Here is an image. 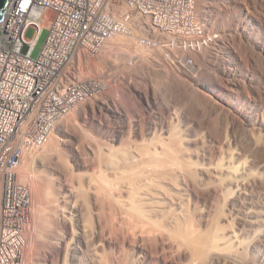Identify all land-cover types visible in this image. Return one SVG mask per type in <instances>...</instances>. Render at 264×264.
<instances>
[{"label": "bare ground", "instance_id": "obj_1", "mask_svg": "<svg viewBox=\"0 0 264 264\" xmlns=\"http://www.w3.org/2000/svg\"><path fill=\"white\" fill-rule=\"evenodd\" d=\"M198 2L202 5L205 0ZM199 4L198 22L205 19L212 27L205 25V31L216 28L225 37L189 51L219 80L211 92L188 74L202 110L189 103L181 111L183 117L169 123L138 111L136 145L129 148L119 143L121 132L132 122L114 111L117 116L101 127L106 137L101 146L75 148L67 139L77 135L76 122L90 126L89 113L109 110L104 97H96L78 105L70 115L73 119L58 122L41 149L24 156L21 180L34 181L33 198L47 212L38 220L39 233L59 241L58 250L54 242L49 244L51 257L60 260L67 246L64 264H78L86 246L93 248L88 264H264V91L257 77L258 57L264 53V17L259 12L255 16L264 0H224L221 9L209 15L200 14ZM213 17L220 24L213 25ZM137 22L131 23L133 37L117 36L101 51V59L114 52L102 63L113 62L125 79L127 59L138 58L141 68L149 66L141 56L143 39L161 46L165 42L142 28L144 21ZM231 42L241 48L230 46ZM236 91H243L239 102H234ZM137 97L142 108L145 103L151 106L148 90ZM195 115L205 119H194ZM149 130L160 133L148 137ZM40 169L44 176L38 174ZM73 229L76 234L69 241Z\"/></svg>", "mask_w": 264, "mask_h": 264}, {"label": "built area", "instance_id": "obj_2", "mask_svg": "<svg viewBox=\"0 0 264 264\" xmlns=\"http://www.w3.org/2000/svg\"><path fill=\"white\" fill-rule=\"evenodd\" d=\"M137 20L165 38L163 50L195 51L220 40L198 22L197 0H11L0 22V264H25L33 207L32 188L18 177L25 153L47 144L78 105L109 90L106 81L84 77L81 65L115 37H133ZM43 30L48 36L34 60Z\"/></svg>", "mask_w": 264, "mask_h": 264}, {"label": "rangeland", "instance_id": "obj_3", "mask_svg": "<svg viewBox=\"0 0 264 264\" xmlns=\"http://www.w3.org/2000/svg\"><path fill=\"white\" fill-rule=\"evenodd\" d=\"M197 2H198V0H197ZM223 2H224V0H205V3L202 4L203 6L201 4H199V2L197 3V5L198 4L200 5V6H198V9L200 7V14L205 13V15H209L212 11H219L222 7ZM262 8L263 7L258 8V9H260V11L258 9H257L258 11L256 10L255 16L256 15L258 16V12H259L260 17L261 16L264 17V15L261 14V12L264 13L263 12L264 8L263 9ZM200 20H202L201 22L207 26L206 28H212L211 26L208 25L207 20H205V19L203 20L201 18H200ZM211 21L210 22L213 23V25L215 23L220 24L219 20H216L215 17H213V19ZM213 32L220 34V36H219L220 40H223L225 38L223 36V32L220 31L219 29L214 28V30L210 31V33H213ZM35 33H36V30L34 28H30L26 33V37L28 39H32L34 37ZM259 33L260 32L257 33V36ZM47 36H48V31L43 30V32L41 33V35L38 39L36 47L34 48V50L32 52V59L36 60L39 57V55H40V53L44 47V44L46 42ZM260 38H262V35L258 36V40L261 42L262 39H260ZM217 43H220V41H217ZM217 43H215V44H217ZM141 45H142L141 49H143V52L141 51V54H142L141 56L144 55L146 57V59L148 61L147 64L149 65V66H147L148 69H146L147 67H144V66H142V67H144L145 69L141 68V63L136 64V61L138 60V58L135 59L136 61H134L133 66L129 65V62L132 59L131 60L127 59L126 60L127 65L126 66H127L129 71L127 70L128 71V78L126 76V79L124 78L125 77L124 74H122L121 72L117 71L116 69H114L112 67V63H113V62H111L112 60L109 61V62H111V63H108V64H110L109 66L106 64H103V63H107L108 57L113 56L114 52L109 54L107 56V59H105V58L101 59L102 54L100 52L98 56H96L94 58H86L83 61V64L81 65V70H82V74L84 77H94L100 81H106L107 84L109 85V90L106 91V93L98 96V98H101L103 96L105 99V102H108L106 104V106H107V108H109V110L108 111L104 110L103 112H101L99 109H97L94 113H92V112L89 113L87 115V117H88L89 121L91 122L90 126H86L84 123H82V121L76 122V124L73 126V128L75 127L74 130L77 131L76 132L77 135L75 134L76 136L72 140L67 139L68 142L73 143V146L75 148L88 149V148H92V147L101 146V144H99V143H103V141L106 140L105 139L106 137H105L104 132H103L104 129L102 130L101 127L106 126L107 120H109L110 118L114 119V117L117 116V114H112V112H114V111H117L118 115L121 114V115L127 117L132 122V126L129 130L121 132V134H122L121 135V141L119 143V144H122L123 146L129 148V147H132L133 145H136V143L134 141V138H135L134 136L137 133L136 132V126H135V122H136L135 120H137L136 118L138 117V114H137L138 111L145 113L144 116L147 117L148 119L157 120V119L165 118V120L169 123L170 120L172 118H175L176 116H177V118L183 117L181 115V111H183V109H185V108L187 109L189 103L194 104L195 106L197 105L196 107L193 106V107H195L196 110H200V109L202 110L203 107L201 106V100L199 101L200 98H197L200 96L197 95L196 89L189 85V78H188L189 75H192V79H194L196 82L205 84L206 88L211 92H214L218 88L219 80L215 77V74L212 71V69L201 67L200 66L201 64L199 63V61L197 60L195 55L189 53V51H184L185 53L183 51H180V50L172 51L173 49L172 50L171 49H165L167 51H165V50L162 51L163 45L162 46L160 45L161 51L158 52L156 49H154L153 45L152 46L150 45L151 47H147L149 45H144V44H141ZM233 45L235 46L236 49H237V47L239 49L241 48L240 43L235 44L234 42H231L230 46H233ZM158 46L159 45H156V47H158ZM149 48H151V49H149ZM153 49H154V51L152 52ZM155 51L159 54H157ZM197 51H199V49H197ZM161 52H162V54H161ZM163 53H165L166 55L170 54V57L165 56ZM260 54H261L260 57H258V60H259L258 71H259L260 75L258 74L259 76H257V77L260 78V80H261V88H262V92H263L264 91V53L261 52ZM182 57H184V59ZM103 59H105L106 62H104ZM185 59H192L193 65H191V66L187 65L186 66V64L183 62V61H185ZM108 67L109 68L111 67V69L109 70ZM195 67L201 68L199 71L197 70L196 74H195V72L193 73V70L195 69ZM101 73H103V74L101 75ZM128 83L133 87V88L131 87V92L129 90H127L128 86H129ZM126 84H128V85H126ZM138 88H140L139 89L140 91L138 90V92H137ZM146 90L149 91V95L151 96V98L150 97L149 98L153 102L150 101L151 106H149L148 103H145V107L142 108V105H140L141 104L140 99L137 97V94L139 92L141 93L142 91H146ZM242 93H243V91H240V92L236 91L235 92L234 95L236 98L234 99V102L241 101V99L243 97ZM236 94H238V95H236ZM262 94H263L262 98L264 99V92ZM153 98H154V100H153ZM155 98L158 100L156 101ZM157 102H159V104ZM199 103H200V106H199ZM155 105H158V106H155ZM160 108L162 109V113H160V110H161ZM190 109H193V108L191 107ZM70 115H68L66 118L70 117V119H73V117L71 118ZM193 117H194V119H199L201 121L203 119H205L204 118L205 116H201V119H200V116H198V115L197 116L195 115ZM213 117L215 118V116H213ZM206 119H207V116H206ZM167 132H169V130H167ZM159 133H160L159 131H152V130L150 131L149 130V131L145 132V135L148 137H152L153 135H157ZM64 140L65 139L62 138V140H60V143H62ZM119 144L116 143L115 145L118 146ZM41 148H39V149H41ZM38 150H35V151L37 152ZM35 151H32V153L33 152L35 153ZM29 152H31V151H27L25 156H27L28 155L27 153H29ZM21 165H22V162H21ZM21 165H20V167H21ZM19 171H20V169H19ZM37 172L39 175H43V173H44L41 169L38 170ZM19 174H20V172H19ZM18 177H19L20 181H22L21 180V174H20V176L18 175ZM32 181L33 180L30 178V180L28 179V182H24V183L31 186L32 190H34L33 185H32L33 184ZM45 210H46L45 207L42 206L38 202V200L35 196V198H33V207L31 210V219H30V222H29L28 226L26 227V231H25L26 232V243H27L26 251H25V264H64L67 261L66 257H67L69 248L67 246H64L62 248L61 259L60 260H58L57 258L55 259V257L50 256V254H49L50 250L48 249V247H49V244L54 242L53 248L54 249L56 248L55 250H58L60 248L59 241H57V239L48 238L47 236H44L41 233H39V227L38 226H39L40 222L38 220L40 219V216L42 214H44V216H45V214H47V212ZM38 222H39V224H38ZM51 228L53 230L56 229L54 226H51ZM56 231H57L56 233H58L59 235L65 234V232L63 231L62 228L61 229L58 228V229H56ZM74 231H75V229L69 231V236H68L69 241L74 239L75 234H76V232H74ZM44 244L45 245L47 244V246H46L47 248L45 247ZM82 250H83L84 254L81 253L80 256H81V258H84V259H81V261L78 264H88V262L90 261V259L92 257V254H93L92 253L93 248H91V247L86 248V246H83ZM85 256H88V257L85 258Z\"/></svg>", "mask_w": 264, "mask_h": 264}, {"label": "water", "instance_id": "obj_4", "mask_svg": "<svg viewBox=\"0 0 264 264\" xmlns=\"http://www.w3.org/2000/svg\"><path fill=\"white\" fill-rule=\"evenodd\" d=\"M10 2L11 0H0V22L4 20Z\"/></svg>", "mask_w": 264, "mask_h": 264}, {"label": "snow or ice", "instance_id": "obj_5", "mask_svg": "<svg viewBox=\"0 0 264 264\" xmlns=\"http://www.w3.org/2000/svg\"><path fill=\"white\" fill-rule=\"evenodd\" d=\"M19 7H20L21 9H24V8L27 7V4H26V3H21V4L19 5Z\"/></svg>", "mask_w": 264, "mask_h": 264}]
</instances>
